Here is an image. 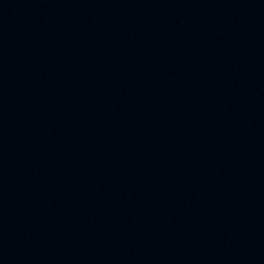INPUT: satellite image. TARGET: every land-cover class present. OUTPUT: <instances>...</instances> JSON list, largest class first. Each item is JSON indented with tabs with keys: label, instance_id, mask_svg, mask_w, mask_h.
<instances>
[{
	"label": "water",
	"instance_id": "95a60500",
	"mask_svg": "<svg viewBox=\"0 0 264 264\" xmlns=\"http://www.w3.org/2000/svg\"><path fill=\"white\" fill-rule=\"evenodd\" d=\"M0 264H264V0H0Z\"/></svg>",
	"mask_w": 264,
	"mask_h": 264
}]
</instances>
